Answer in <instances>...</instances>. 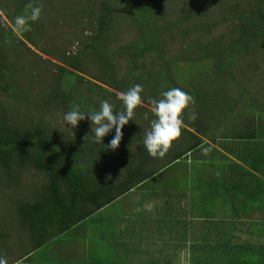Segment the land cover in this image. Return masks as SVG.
Listing matches in <instances>:
<instances>
[{
  "label": "trees",
  "instance_id": "trees-1",
  "mask_svg": "<svg viewBox=\"0 0 264 264\" xmlns=\"http://www.w3.org/2000/svg\"><path fill=\"white\" fill-rule=\"evenodd\" d=\"M215 1L193 0L185 5L184 0H89V4L83 2L70 13L64 9L60 15L53 5H47L52 0H15L10 8L0 2L7 19L0 17V196L8 205L0 216V259L6 264H55L58 258L50 256V246L57 239L141 188L144 194L154 191L165 199L154 211L163 213L158 218L172 228L165 229L168 238L159 235L148 243L158 253L170 249L168 255L163 254L162 264H264V221L247 222L252 227L249 231L244 223L248 240H241V222L228 221L224 215L209 218L202 209L216 192L213 184L188 175L198 168V159L187 161V156L195 154L199 146L209 145L202 137L212 142L232 141L236 159L249 169L239 181L259 178L255 173L264 178V86L254 84L264 63L247 61L254 54L264 62V0H224L222 5H214ZM29 4L41 7V18L31 23V31L18 33L15 17L30 14ZM62 19L72 33L71 38L68 33L59 37L68 39L67 47L42 44ZM222 26L227 29L220 30ZM174 45L176 53L171 52ZM122 62L126 64L123 68ZM181 62L205 69L212 80L196 81L200 85H190L189 91L180 88L195 103L184 114L181 137L164 158H152L143 145V133L154 119L148 100L177 87L170 68ZM240 68L246 73L242 77L246 83L238 81ZM136 84L143 87L145 103L124 127L116 151L104 146L115 135L114 129L104 138V145L97 144L91 136L84 141L92 134L89 119L80 121L75 129L63 119L73 106L87 113L99 110L105 100L119 112L118 93ZM193 113L195 119H190ZM216 118L225 124L213 129ZM209 159L216 170V156ZM173 167L183 169L184 175L178 177L179 170ZM168 170L170 177L165 181L171 184L161 185ZM32 172L39 181L31 179ZM147 180H153L156 188H145ZM257 188L264 197V188ZM230 191L240 195L243 189L232 186ZM245 192L253 194L251 189ZM257 208L262 216L264 207L257 204ZM195 211H200L199 218ZM108 219L113 226L102 231L100 247L113 246L115 256L123 250L135 252L134 238L145 230L137 231L125 220ZM143 224L147 223L143 220ZM193 226L201 229L195 240ZM17 233L25 235L27 242L21 246L23 253L10 262L3 253L14 249L11 242ZM7 237L11 240L8 245ZM84 244L81 248L92 249V255L72 264H118V257L113 261L98 258L96 247ZM38 249L46 251L34 257ZM181 254H189L188 259L179 260ZM73 259L70 255L67 260Z\"/></svg>",
  "mask_w": 264,
  "mask_h": 264
},
{
  "label": "rangeland",
  "instance_id": "rangeland-1",
  "mask_svg": "<svg viewBox=\"0 0 264 264\" xmlns=\"http://www.w3.org/2000/svg\"><path fill=\"white\" fill-rule=\"evenodd\" d=\"M52 3H47V5H53L54 9H57L59 11V13H56L58 15H60L61 13H63V10L65 9V11H68V13H70L71 9H75L76 7L78 8L83 2H87L89 4V0H52ZM185 1V5L190 4L193 0H184ZM1 3H4L5 5H7L9 8L12 7V5L15 3V0H0ZM224 2V0H216L214 5H222ZM0 17L2 19H5V21H7V19L5 18V16L3 15V13L0 11ZM65 21V20H64ZM64 21L62 19V23L61 24H54L55 25V29H53L52 32V36H50V33L48 32V35L45 36V38L43 40H41L42 44H47L48 42H53L55 43L54 45L60 44V45H64V47H67V45L69 44L68 39L64 38L62 40L59 39V37H61L62 35H66L69 32V29L67 27V25H64ZM55 20L52 21V23H54ZM225 29H227V27L222 26L220 28V30L225 31ZM67 36V35H66ZM72 33H68V38H71ZM55 40L52 41V40ZM73 46V43L71 44ZM176 45H178V43H176ZM174 45V49L171 52L176 53L177 50V46ZM38 55L42 56L44 59H49L48 57L42 55L41 53H38ZM261 56L259 55H254L252 54L247 61L248 62H260V63H264L261 60ZM257 59V61H256ZM151 60V58L148 59L147 63H149ZM51 61L53 62V60L51 59ZM126 64L124 62H122L121 68H123ZM257 70V69H256ZM241 73H238V81H240V83L244 82L246 83L245 79L242 78L243 76H246V73L244 72V70L242 68H240L239 70ZM234 72V71H233ZM251 72V70H250ZM253 72V70H252ZM251 72V75H254V73ZM235 73V72H234ZM257 73H261L259 74L257 77L254 78V84H256L257 86H264V69H262V71H258ZM170 75L173 78L172 80H174V82L177 84L176 86L178 88H183V89H188V87L190 85L192 86H197L200 85V83H197L196 81H210L212 80L209 76H208V72L205 69H200L199 66H195L194 64H183L178 63L177 67L173 66L170 68ZM197 75H202V79L198 78L196 79ZM247 77H250V73H247ZM244 83V84H245ZM230 88L231 90H235L236 92H238V88L236 85L234 84H230ZM186 90V91H187ZM264 102V100H263ZM252 103V102H251ZM256 103H254V110L257 111L258 106H255ZM249 105V104H248ZM247 105V109L248 108ZM244 106V105H243ZM238 107L242 108V104L238 105ZM252 107V108H253ZM149 109V108H148ZM150 110V109H149ZM257 114V113H256ZM255 114V116L257 117V115ZM264 115V113H263ZM227 116V115H226ZM213 118V117H211ZM211 118L207 119V122L209 120H211ZM205 121H203V123H207ZM224 121L221 118H216L213 121L212 124V128H220L222 126H224ZM208 126H210L208 124ZM211 128V127H210ZM125 164H130V162H127ZM195 164V163H194ZM173 170L178 169L179 171L177 172V176H183V169H179V168H172ZM194 173H189L188 175L192 178H195L196 175H200L199 174V169L196 168L193 170ZM247 171H249V169L246 170L245 167H243L242 171L237 170L236 172V178H240V177H245V174L247 173ZM251 171V170H250ZM172 172V171H171ZM197 172V174L195 173ZM252 172V171H251ZM253 173V172H252ZM257 177H253L252 178V187L253 188H257L259 185L261 187L264 188V178H262L261 176H259L257 173H255ZM31 175L33 178H31L34 182L35 181H39L40 179L37 178L36 173H31L29 174ZM36 176V177H35ZM170 177V171L168 170L167 173H165L162 177H161V181L164 184L170 185L171 181L169 180L168 182L165 181V179H168ZM186 178H189L186 176ZM195 184V183H194ZM145 188L148 189H153L156 188V185L154 184L153 180H147L146 184H145ZM142 190V188L140 189ZM138 190V192H132V194H130V196H126L125 198H123L122 200H118L115 203H113V205H109L106 208H104L101 212H98L97 214L92 215L90 218H88L87 220H85L80 226L79 228L76 229H72L70 231V234L67 233L65 235H63V239H57V243L52 244V246H50V256L52 258H58V261L54 260L53 263L55 264H72V261H77L79 259H83L87 256H91L92 254H90V250L92 251V249L84 250V247L81 248V243H86V245H88V248L90 247H96V255L98 256V258H103L105 257L106 261H113V259L115 257L119 258L118 264H125L127 262H129V264H154L153 262L150 261V258L153 259L154 258V248L149 246L148 243L150 241H152V237H154V235L156 234L154 231H152L155 228L156 224H165L164 226H167V223H162V221L156 217L157 212H155L153 209L151 211L150 215H146L148 214V212H145L144 210H146L148 208V203L150 205V203L155 202L158 207L161 203V201H165V199L163 197H157L156 200H146L145 199V194ZM246 190H250V189H246ZM35 191V190H34ZM143 195V196H142ZM149 198V197H148ZM257 198H260V202L259 204L262 205V207H264V197L261 198V196L257 195ZM0 201H2V207L0 208V216L1 215H5V210L4 207L6 208V200L3 201V199H1L0 196ZM217 201V199H216ZM246 205L248 206V209H255V206H257L255 200H251L249 198H246ZM154 205V204H153ZM152 205V206H153ZM155 206V205H154ZM153 206V207H154ZM158 211V210H156ZM258 212V211H257ZM154 213H156V215L154 216ZM142 215H146V216H142ZM132 216H136L134 218L135 222H139L140 227L143 224V220L145 221V223H147L146 229H145V234L142 235H137L134 238V244H132V247L135 249V252H128L127 254V258L123 252H119L116 254L113 251L114 247L111 245H107L106 248H101V236L104 232H106L107 230L112 229V225L109 224V219H115L118 221L121 220H125L131 223L132 220ZM254 219H260L259 221H264V214H262V216L260 215V213H257L256 215L253 216ZM163 219V218H162ZM253 221V220H252ZM255 222V221H254ZM125 223V224H127ZM128 223V224H130ZM127 224V225H128ZM139 227V225H138ZM169 227V226H167ZM7 229H9V225L7 226ZM104 230V232H102ZM167 234V231H164V235ZM144 236V238L142 237ZM13 239H12V249L11 251L7 252V253H3V255H5V259L12 262L13 259H16L19 257V255L21 253H23V247L21 246H26V236L23 234H19L17 233L16 235H13ZM21 238V239H20ZM9 238H6V244L8 245V242L11 240H8ZM139 241H144V243H140ZM85 245V244H84ZM97 247L101 248V249H97ZM46 248V247H45ZM47 249V248H46ZM46 249H38L37 251H34L35 256L40 255L42 252L46 251ZM138 249V250H137ZM49 250V249H47ZM5 251V250H4ZM83 255H82V254ZM70 255H72V258L74 257L73 260L68 261L67 259L70 257ZM183 256H181V260L184 259H188L189 254H182ZM184 255H186L184 257ZM68 257V258H67ZM64 258V259H63ZM146 258V261L143 263H139L140 261H142L143 259ZM61 260V262H60ZM66 261L65 263H63L64 261ZM128 260V261H126ZM28 264V261L25 262ZM112 264V263H111ZM116 264V263H113ZM183 264H187V261Z\"/></svg>",
  "mask_w": 264,
  "mask_h": 264
},
{
  "label": "clouds",
  "instance_id": "clouds-1",
  "mask_svg": "<svg viewBox=\"0 0 264 264\" xmlns=\"http://www.w3.org/2000/svg\"><path fill=\"white\" fill-rule=\"evenodd\" d=\"M31 9L27 16L19 15L15 17L14 27L18 33L31 31V23L37 22L41 18L42 9L39 6L27 5ZM143 87L136 84L127 91L118 93L121 101V110L114 111V106L107 100L102 101L99 110H90L84 113L79 110V106H73L63 117L67 125L72 129L78 127L80 121L89 119L91 122V135H86L84 141L89 136L97 144L104 145V138L115 130V135L104 145L106 149L116 151L123 139L124 127L133 120L135 110L145 103L142 96ZM195 103L193 97L178 87L168 89L159 98H149L148 104L154 116L150 124V129L143 133V145L152 158H164L182 134L184 127V114L188 112ZM190 119H195V115L190 114ZM204 154L210 149L203 148ZM112 179L111 176L108 177ZM0 264H6L0 259Z\"/></svg>",
  "mask_w": 264,
  "mask_h": 264
},
{
  "label": "crops",
  "instance_id": "crops-1",
  "mask_svg": "<svg viewBox=\"0 0 264 264\" xmlns=\"http://www.w3.org/2000/svg\"><path fill=\"white\" fill-rule=\"evenodd\" d=\"M204 143L209 144V145H205L203 144V148H208L210 149V151H208L207 154L203 153L202 150V146H199L197 148V152H195V154H193L192 156L188 155L187 156V161L190 159V157H194L195 159H198L197 162H195L196 166L199 168H201L202 170L200 171V175L196 176L194 178V180L199 179L200 181H202L204 184H206L207 182L209 184H213V186L216 189V192H213V197L210 196L209 198V202L208 205L203 204L201 207L202 209H204V212L206 211L207 217L209 218H215V217H220L222 215L225 216V218L229 217V220L232 219H237L239 222H241L242 226L239 232V236H241V240H248V234L243 232V227L246 226L245 230H250L252 229V227H248L247 222H254V215H256L259 208H257V206H255V209L251 208L248 209V206L246 205V198L253 200H259L257 202V204L259 205L260 202V198H257V195L255 196V194L259 193V196H261V192L259 190V188H253L252 187V179L251 177H247L244 181H239L238 178H236V172L237 170L242 171V169H240L239 166H236L237 164L240 166L244 165L239 162L236 158V155L234 154V150H232V141L228 140V141H223L221 139H216L215 142H212V140L210 138H202ZM212 148L215 150L214 152L212 151ZM215 155L217 160L215 161V167L216 170H214V168L212 167V164H210L211 159H209V161L207 160L211 155ZM222 157H226L228 160H224ZM204 158V159H202ZM248 180V181H247ZM247 181V182H246ZM161 185H164V183L160 180ZM243 183V184H242ZM232 186H237L243 189V192L240 195H234L230 190L232 189ZM244 189H251V191L253 192V194H247ZM130 194H132V192H130L129 194L125 195L126 196H130ZM162 195V194H161ZM143 196V195H142ZM123 196V198H125ZM149 197V198H148ZM158 196L155 195L154 191L150 192L148 190H146L145 192V199L146 200H156ZM262 198V196H261ZM160 199V197H159ZM217 199V201H216ZM212 201V202H211ZM165 201H161L159 206H163V203ZM155 206H154V205ZM148 208L146 210H144L145 212H149L151 214V211L153 209H158L160 207H158V205L155 202H152L147 204ZM154 207H153V206ZM198 206H196L195 208H197ZM201 209V208H200ZM199 212L196 213L195 211V216L196 218H199ZM248 213V215L246 214ZM156 215V213H154V216ZM163 215V213L160 214L157 213L156 217ZM233 215H236L235 217H233ZM228 216V217H226ZM136 216H132V220H134ZM251 220V221H250ZM253 220V221H252ZM246 224L245 226L243 224ZM141 223H130L128 224L129 227L136 229L137 231H144L146 229L147 224H142V226L140 227ZM139 225V227H138ZM165 224H156L155 228L152 230L154 231L156 234L154 235V238L156 236H162V237H167V234L164 235V231L165 229L167 230V226H164ZM174 226V225H173ZM168 228H172V227H168ZM174 228H176L174 226ZM179 228V226H178ZM193 234H191L192 236V240H195V237L199 236L201 229L200 226H193ZM247 231V232H248ZM141 235V234H140ZM174 236V235H172ZM190 236L188 235L186 237V240L190 241ZM165 249V248H164ZM165 252H156L154 251V258L151 259L150 261L153 262L154 264H161L164 262V255H168V251H170V249H165ZM130 250L125 251V254H128ZM181 256H183L182 254L179 255V260H181ZM146 261V258L143 259L142 261H140L139 263H143Z\"/></svg>",
  "mask_w": 264,
  "mask_h": 264
}]
</instances>
